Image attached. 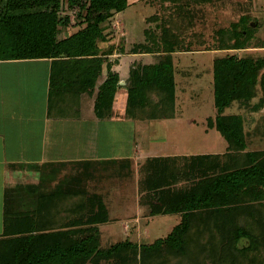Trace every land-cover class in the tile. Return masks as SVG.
<instances>
[{
    "label": "trees",
    "instance_id": "obj_1",
    "mask_svg": "<svg viewBox=\"0 0 264 264\" xmlns=\"http://www.w3.org/2000/svg\"><path fill=\"white\" fill-rule=\"evenodd\" d=\"M180 1L162 0L175 6H181ZM210 1L185 0V4ZM130 4V0H0V59L97 58L101 44L116 38L109 22ZM66 10L73 11L75 20ZM73 22L79 30L67 34ZM161 28L160 40L135 44L131 50L133 54H155L156 61L135 63L131 68L127 118L145 121L176 116L173 53L181 41L171 25ZM238 28L235 24L227 32L220 50L249 47L254 29ZM112 51L110 48L103 55ZM116 52L125 54L124 45H118ZM106 60L101 57L99 62ZM111 69L110 63L96 100L100 118L111 115L105 110H112L120 86L119 74ZM259 86L263 95L253 104ZM214 91L217 117L210 118L208 125L225 137L227 152L149 158L142 166L149 173L140 181L141 191L146 192L141 203L152 215L181 217L166 237L144 245L126 240L102 249L100 225L111 217L97 183L112 174L85 171L68 181H82L84 190L78 192V198L88 213L67 223L35 220V213L13 210L9 202L12 192L28 187L7 191L0 264H264V151H247L243 116L225 114L235 105L247 113L264 108V57L234 54L217 58ZM178 161L185 163L181 166ZM175 168L180 170L178 175ZM88 180L90 189L86 188ZM15 218L20 220L14 222Z\"/></svg>",
    "mask_w": 264,
    "mask_h": 264
},
{
    "label": "crops",
    "instance_id": "obj_2",
    "mask_svg": "<svg viewBox=\"0 0 264 264\" xmlns=\"http://www.w3.org/2000/svg\"><path fill=\"white\" fill-rule=\"evenodd\" d=\"M116 42L117 39L113 38L111 42L101 44L100 56L94 59L90 57L63 61L0 59V180L4 181L0 226L3 230L6 224V193L9 189L16 186L28 187L12 192L9 202L13 210L18 209L22 199L27 195L28 204L31 206L30 211L37 215L34 216L35 220L67 223L69 220L80 219L85 211L81 208L83 201L78 203L77 200L78 192L84 190L83 183L76 179L68 181L69 178L85 171L105 174L104 166L108 165L112 176L108 180L102 178L103 181L94 185L103 192L109 213L112 209L109 208L106 197L110 196L115 189L124 192L122 197L135 198V206L128 211L127 216H124L127 222L133 223V225L127 223L124 225L129 237L131 230L140 227L143 220H154L162 215L150 216L148 206L141 203V198L146 192L141 191L140 181L149 173L142 171V166L147 159L217 155L227 152L228 144L226 143L221 150L211 149L208 152L193 154V146H190V143H193L191 128L179 124L177 106L174 118L145 120L160 122L159 130L164 131L165 136L158 134L159 142H154L156 136L153 133L149 149L142 150L137 137L141 127L137 124L145 121L126 117L130 73L126 79L120 78V86L112 110L110 112L105 110L111 115L104 118L98 117L96 100L100 86L108 76L110 63L111 70L120 74L122 59L126 55L116 52ZM110 48L113 49L112 54L103 55ZM133 55L135 61L131 62V68L135 63L148 65L142 61V56L147 54L132 53L131 56ZM101 57L107 60L100 63ZM117 59L119 62L116 65ZM105 111L102 110V112ZM132 121L136 123L134 130ZM106 124L113 126L111 131L116 129L112 136L105 137L102 134ZM121 128L126 131L128 129L127 135L133 136L128 142L125 141V136L118 137L117 132ZM211 129L213 130L209 128L206 132L209 133ZM152 130L154 132V128ZM107 138L111 142L113 155L102 151L107 146L102 145L107 142ZM247 151L251 150L247 149ZM178 162L181 166L185 163ZM178 162L173 163L180 166ZM22 169L31 171L25 180L13 172ZM178 170L175 168L173 171L175 175H178L180 171ZM5 176L8 179L6 184ZM119 177L124 181L121 183L113 181L107 184L110 179ZM91 185V180H88L86 188L90 189ZM57 212L58 214L53 217L50 215ZM173 215L178 216L177 223H179L180 215ZM121 218L111 216V221ZM17 219L20 220L15 218L14 222H18L15 221Z\"/></svg>",
    "mask_w": 264,
    "mask_h": 264
},
{
    "label": "rangeland",
    "instance_id": "obj_3",
    "mask_svg": "<svg viewBox=\"0 0 264 264\" xmlns=\"http://www.w3.org/2000/svg\"><path fill=\"white\" fill-rule=\"evenodd\" d=\"M130 2V6L125 11L117 13L109 22L111 28L115 29L116 45H124L125 51H128L123 56L119 77L126 79L130 73L131 62L135 61V56H131L133 46L138 43H152L154 40H160V35L163 32L161 27L166 25L170 27L171 25V28L174 29L173 32L179 36L181 41L180 45H177L178 50L173 53V69L178 97L177 113L179 116L177 120H179V124L190 126L191 128L193 143H190V146H193V154L208 152L211 149L221 150L227 143L222 133L215 128L209 130V133L206 132L210 128L208 125L210 118L217 117L214 91L215 60L234 54L240 57H264V0H212L204 3L191 2L189 5L185 4V0H183V2H179L181 6L164 3L162 0H130ZM65 13H68L72 18L74 17L73 11L66 10ZM73 19L75 20V18ZM74 24L75 22L67 30V34L79 30V27ZM235 24H239V30H244L246 27L254 29V31L250 32L251 41L249 47L240 51L220 50L222 42L226 40L227 32L233 29ZM64 35L65 33L61 37ZM142 61L151 64L156 61V55H143ZM258 91L259 94L253 100V104L258 103L263 95L260 86ZM247 112L235 105L227 109L225 114L242 115L248 150L264 151V108L259 111H252V113ZM159 123L142 121L137 124L141 127L138 130L137 137L142 150L149 149L153 133L156 136L154 142H159L157 140L158 134L165 136L164 131L159 130ZM131 125L134 130L133 127H135L136 123L132 121ZM112 128L111 124H106L102 134L105 137L107 135L112 136L113 131H116V129L111 131ZM127 131L121 128L117 132L119 138L125 136L126 142L133 138V136L127 135ZM133 133L131 130V134ZM105 144L107 146L102 151L105 154L113 155V148H111V142L108 138L107 142L102 145ZM104 167L106 173H110V166ZM13 172H16L15 175L23 180L31 174V171L24 169ZM6 178L5 176V184L8 182ZM113 181L121 183L124 180L121 177L114 178L110 179L107 184H111ZM2 183L4 181L0 180V225L2 220ZM123 193L120 189H115L110 196L106 197L108 206L112 209L110 217L122 218L102 224L100 227V246L102 249L126 240L138 245L151 244L159 238L166 237L178 224V216L160 215L154 220H143L140 227L133 228L131 230L132 233H129L128 237L124 225L126 223L133 225V223L127 222L128 220L124 216H127L129 214L128 211L135 206V198L122 197ZM77 200L78 203L82 201L80 198ZM28 201L26 195L16 211L22 214H31V206ZM84 210V215L86 216L88 209L85 208ZM149 212L151 216V211ZM57 214L58 212L50 213L52 217ZM143 214L146 215L145 212ZM3 233L4 230L0 226V237H2Z\"/></svg>",
    "mask_w": 264,
    "mask_h": 264
}]
</instances>
